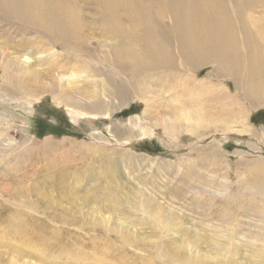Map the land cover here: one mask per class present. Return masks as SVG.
Wrapping results in <instances>:
<instances>
[{
    "label": "rangeland",
    "instance_id": "1",
    "mask_svg": "<svg viewBox=\"0 0 264 264\" xmlns=\"http://www.w3.org/2000/svg\"><path fill=\"white\" fill-rule=\"evenodd\" d=\"M79 6L78 15L95 23L97 15ZM79 34L116 45L98 28ZM40 37L31 50L41 45L48 56L50 45L60 54L58 74L79 73L76 86L100 97L102 107L97 117L70 116L53 102L54 94L36 89L37 95L23 97L15 87L35 85L16 79L6 85L0 68V231L14 223L27 231L24 246L15 245L26 258L36 264L263 261L264 243L255 238L264 229V196L257 194L264 186V106L246 103L231 81L212 76L215 65H206L189 79L228 89H216L209 99L194 90L201 95L203 122L193 127L174 116L181 76L165 84L170 96L151 82L138 93L113 97L112 86L101 84L108 77L104 70L94 72L103 65L99 57L52 48L49 34ZM87 42L76 46L88 49ZM29 51L20 55L31 59L19 57L18 63L45 71L41 54ZM4 88L16 95L4 96ZM208 255L219 259L207 261Z\"/></svg>",
    "mask_w": 264,
    "mask_h": 264
},
{
    "label": "bare ground",
    "instance_id": "2",
    "mask_svg": "<svg viewBox=\"0 0 264 264\" xmlns=\"http://www.w3.org/2000/svg\"><path fill=\"white\" fill-rule=\"evenodd\" d=\"M77 3L79 9L82 7L97 15L92 20L95 23L88 22L85 15H78ZM262 7L264 0H0V68L2 74L7 75V79L4 78L6 85L14 79L15 82L28 81L35 85H17L15 90L25 93L23 97L35 96L39 93H34L35 90L40 89V93L54 94L53 102L66 108L70 116L81 119L97 117L102 102L96 94L86 96V90L76 86L81 75L73 71H69L68 76L59 75L62 69L58 65L60 54L50 45H45L47 50H53L48 56H42L39 51L41 45L31 50L39 44L40 36L49 34L51 42H54L52 48L60 46L73 55L83 52L87 58L96 56V60L101 59L102 67L95 68L94 72L104 70L108 77L101 84L112 86L113 97L124 98L129 91L138 93L143 90L144 83L151 82L159 83L157 89L170 96L174 92L165 84L181 76L175 81L182 82L183 93L175 100L179 107L174 116L198 127L203 122L199 101L201 95L197 96L194 90L209 99L219 94L216 89H228L225 85L194 83L189 79L188 74L206 65H215L212 76L218 75L223 80L231 81L246 103L254 107L264 106V12H254ZM86 27L88 30L98 28L116 45L112 46L94 36L91 39L81 38L79 32ZM82 40L88 41L87 46L90 44L91 47H77V42L81 43ZM26 50H31L27 55L31 52L41 54L38 63L39 66H46L45 71L41 70L40 73L18 63L19 57L26 61L31 59L20 55ZM12 54L19 55L9 60ZM62 80L66 81V85L57 86ZM5 90L4 96L16 95ZM183 98H186L189 106L185 105ZM257 194L264 196V186L257 190ZM14 226L0 231L1 253L2 256L6 254L0 257V263L36 264L26 258L25 250L18 248L24 246L20 242L25 239L27 231L24 235L16 228L19 225L14 223ZM262 231L255 240L264 243V229ZM13 253L15 256L6 259ZM204 257L212 262L219 259L213 255ZM165 258L170 260L167 256ZM258 264H264V260L258 261Z\"/></svg>",
    "mask_w": 264,
    "mask_h": 264
}]
</instances>
